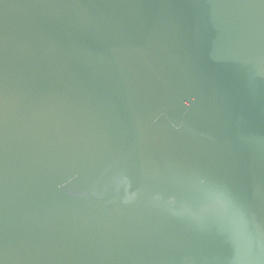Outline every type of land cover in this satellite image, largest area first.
I'll return each mask as SVG.
<instances>
[{"label": "water", "instance_id": "obj_1", "mask_svg": "<svg viewBox=\"0 0 264 264\" xmlns=\"http://www.w3.org/2000/svg\"><path fill=\"white\" fill-rule=\"evenodd\" d=\"M0 264H264V0H0Z\"/></svg>", "mask_w": 264, "mask_h": 264}]
</instances>
